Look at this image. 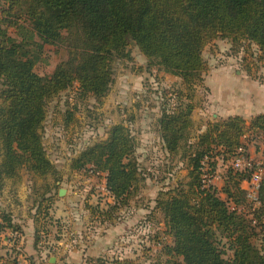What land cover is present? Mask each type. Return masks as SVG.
<instances>
[{
    "label": "trees",
    "instance_id": "trees-1",
    "mask_svg": "<svg viewBox=\"0 0 264 264\" xmlns=\"http://www.w3.org/2000/svg\"><path fill=\"white\" fill-rule=\"evenodd\" d=\"M217 38L247 39L264 59V0H0V176L14 177L23 166L40 176L56 171L40 132L47 100L76 83L83 94L104 97L113 62L126 55L130 42L187 88L186 100L162 110L158 120L164 146L175 154L192 125L194 91L207 70L204 49ZM47 44L66 47L68 58L41 75L36 65ZM251 133L264 136V112L250 120L236 114L210 122L189 156L188 187L157 198L171 237L164 246L169 264H264V177L258 204L242 187L251 171L228 168L221 187L204 182L219 159L228 161L240 147L249 151L245 137ZM134 148L129 128L118 123L72 166L92 164L105 172L107 190L125 205L140 181ZM0 219V231H23L9 213L0 212ZM39 239L36 234L35 245ZM0 264L19 263L0 259Z\"/></svg>",
    "mask_w": 264,
    "mask_h": 264
},
{
    "label": "rangeland",
    "instance_id": "rangeland-1",
    "mask_svg": "<svg viewBox=\"0 0 264 264\" xmlns=\"http://www.w3.org/2000/svg\"><path fill=\"white\" fill-rule=\"evenodd\" d=\"M125 52L114 60L113 81L101 99L83 94L76 83L47 100L40 132L55 172L40 176L23 166L14 177L0 176V212L9 213L23 230L16 237L11 235L16 231H0V259H17L19 264H84L90 257L84 254L98 249L107 262L169 264L164 246L171 237L165 233L164 214L156 200L166 191L188 187L189 156L200 135L226 110L234 111L235 84L211 90L217 71L227 68L232 82L247 76L261 80L264 59L259 47L247 39L217 38L205 47L207 70L194 91L197 105L192 125L178 151L171 154L158 120L162 110H172L186 100L187 88L181 77L154 64L134 42ZM67 58L66 47L47 44L36 71L49 75ZM246 87L243 82L237 86L239 90ZM118 123L127 126L135 140L132 157L140 169L138 189L125 205H119L107 190L105 172L96 171L92 164L80 170L72 166L88 146L105 141ZM263 142L259 133L245 137L250 153L264 164ZM2 158L0 142V163ZM231 159H219L215 170L219 177H213L215 171L208 174L209 183L223 185ZM61 188L66 190L63 195H59ZM26 230L31 239L23 240Z\"/></svg>",
    "mask_w": 264,
    "mask_h": 264
},
{
    "label": "crops",
    "instance_id": "crops-1",
    "mask_svg": "<svg viewBox=\"0 0 264 264\" xmlns=\"http://www.w3.org/2000/svg\"><path fill=\"white\" fill-rule=\"evenodd\" d=\"M217 71V70H216ZM239 71V70H236ZM229 70L227 68L221 69L217 71V74L214 75L213 86L211 87V90H219L220 88L227 86V83L235 84L236 87H234L235 90V105L233 108V112H226L222 114V116L228 117L230 115H241L245 117L247 120L251 119L254 115H257L259 113L264 112V78H261V80H253L251 78H248V76L240 81L235 80L232 82L233 78H230V76H233V74H229ZM230 75V76H229ZM245 83L247 87L245 89H238V84ZM216 94V93H214ZM227 109V108H226ZM29 230V228H28ZM23 234V233H22ZM32 234V232H31ZM33 237V236H32ZM31 239L29 231L26 230V235L23 236V240ZM171 243V242H170ZM100 250H91L89 249L88 252L84 254V256L89 255L90 257H99L103 256L100 255ZM53 257V256H52ZM52 257H50V260L52 261ZM55 258V257H54ZM87 258V257H86ZM84 260V264L86 263V259ZM89 258V257H88ZM56 259V258H55Z\"/></svg>",
    "mask_w": 264,
    "mask_h": 264
},
{
    "label": "built area",
    "instance_id": "built-area-1",
    "mask_svg": "<svg viewBox=\"0 0 264 264\" xmlns=\"http://www.w3.org/2000/svg\"><path fill=\"white\" fill-rule=\"evenodd\" d=\"M262 145L264 152V142L262 143ZM231 167L235 170L251 171L250 177L243 181L242 187L246 191L248 199L258 204V192L260 190V186L264 177L263 162L257 161L255 157L250 153V151H246L243 147H240L237 153L231 159ZM204 170H206L205 166ZM204 177V182L210 184V176L208 174H205ZM213 177L218 178L219 174H217V172L215 171ZM18 234L19 233L17 231L11 232V235L13 237H16ZM104 264L115 263L106 262Z\"/></svg>",
    "mask_w": 264,
    "mask_h": 264
},
{
    "label": "water",
    "instance_id": "water-1",
    "mask_svg": "<svg viewBox=\"0 0 264 264\" xmlns=\"http://www.w3.org/2000/svg\"><path fill=\"white\" fill-rule=\"evenodd\" d=\"M65 192H66V190L63 189V188H61V189L59 190V195H63ZM54 259H55V258L52 257V261H53Z\"/></svg>",
    "mask_w": 264,
    "mask_h": 264
}]
</instances>
